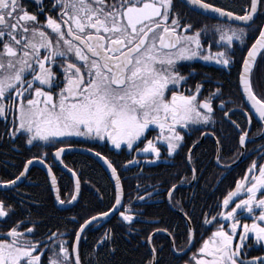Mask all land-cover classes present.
Returning <instances> with one entry per match:
<instances>
[{
  "label": "snow or ice",
  "instance_id": "obj_1",
  "mask_svg": "<svg viewBox=\"0 0 264 264\" xmlns=\"http://www.w3.org/2000/svg\"><path fill=\"white\" fill-rule=\"evenodd\" d=\"M197 61L226 72L229 90L206 91ZM257 136L264 0H0V264H123L118 235L143 249L128 264H264ZM125 149L122 164L111 158ZM70 152L105 169L95 204L81 205L90 182L65 162ZM245 156L255 158L221 188ZM162 157L180 163L167 178L146 176ZM37 164L55 224L21 191L39 186ZM133 166L134 197L124 177ZM150 202L166 215L151 217Z\"/></svg>",
  "mask_w": 264,
  "mask_h": 264
},
{
  "label": "flooded vegetation",
  "instance_id": "obj_2",
  "mask_svg": "<svg viewBox=\"0 0 264 264\" xmlns=\"http://www.w3.org/2000/svg\"><path fill=\"white\" fill-rule=\"evenodd\" d=\"M195 19H200V18L196 17ZM194 66H195V73H196L195 79L199 80V79H202L204 77H210L211 78L210 80H208L205 83V90L206 91L210 90L217 83H219L221 81L225 82L226 91L229 90L231 83H232V78L229 77L226 72L220 71L218 69V66H216L214 64H205L204 62H199V61L194 62ZM188 70H190V69L189 68L184 69V71H188ZM259 75H260V73L258 72L257 76H259ZM256 133H257V127L254 125L253 129H252V134L256 135ZM261 144H264V139H260L257 136L255 144L249 145V147L254 148V147H258ZM205 146L210 147L208 142H205ZM202 150L203 149H197L196 150L197 155H200ZM113 151H115V150H113ZM3 158H8V157L0 155V160ZM111 158L113 160H115L118 164H122L126 159H128L130 157L127 154V149H125L123 153L117 154V155H112ZM251 158H255V157L245 156L243 159H241L237 164H235L232 167L231 172L225 173L224 174L225 179L223 180V183L220 184V187L223 188L228 183H230L234 177H238L240 174H242L243 170L250 163ZM17 159H19V157H17ZM203 159H204V163L207 164L208 157L205 156ZM83 161L85 162L86 165L94 166L98 172H101L105 176L107 183H108V176L106 175L103 168L100 166V164L95 159H93V158L89 159L87 156L80 155L79 153H66V155H65V162L69 166L75 167L78 171L83 172V167H82L83 164H81V163H83ZM142 163H143V161H142ZM179 163H180V157H176L175 159H167V160H165L162 157V159L154 165H144V170H145L144 174L146 176H153V177H157V178H167V174L169 172H172L175 170L172 167L173 164L178 165ZM37 171H39L44 176V172L39 167L34 166L32 169V176H33V179H35L36 181H37V178L39 177V176H37V174H38ZM138 171H139V169L136 168L135 166H133L131 171L124 173L126 194H128L129 196H132V197L135 196V191L133 189H134V185L136 184V180L133 177H134V174ZM215 171L216 170L209 167L208 171L205 172V177L207 178L209 176V173H212ZM217 175H219V173H217ZM63 178H66L68 180L66 175H64ZM82 179L88 181V178L85 177L84 174L82 176ZM89 182H90V185L84 186V194L90 193L88 196L93 199V204H95V198L93 195V188L91 186L92 185L99 186V185L93 181H89ZM60 183H62V182L60 181ZM201 183H203V181H201ZM37 184H38V182H37ZM215 184H216V181L213 180V190H214ZM23 187L24 186L21 187V191L24 190ZM99 187L102 190L104 189L101 186H99ZM108 187H109V183L107 184L106 188H108ZM150 203H152V202H150ZM35 205H37V204L33 203V205H32L33 208L35 210L39 211L40 207L39 206L36 207ZM153 206H155L158 209L157 210L158 216L159 215H166L162 204L157 206V205H155V203H152L151 207H153ZM51 218H52L51 221L53 220V223H57V221L60 219V216H56V217L52 216ZM51 221H50V223H51ZM95 235H97V233H95V232H93L91 235H89L88 242L83 245L85 250H87L88 246L90 245V243H91V241ZM120 243L125 244L129 250L134 251V254H136L137 258L139 259L140 254L143 252V249H140V250L135 249V244H136L135 240H132L131 242H129L128 238L118 235L117 244H120Z\"/></svg>",
  "mask_w": 264,
  "mask_h": 264
},
{
  "label": "trees",
  "instance_id": "obj_3",
  "mask_svg": "<svg viewBox=\"0 0 264 264\" xmlns=\"http://www.w3.org/2000/svg\"><path fill=\"white\" fill-rule=\"evenodd\" d=\"M213 2L218 3V4H227V3H229V0H213ZM0 151L6 152L7 146H5L3 149H0ZM7 159H9V158H3L0 161L7 160ZM17 161H19V159H17ZM81 164H83V166H82L83 167V174L85 175V177L88 178V181H93L96 184H98L99 186L103 187L104 188L103 190L105 191V193H107L108 188H106V186L108 183H107L105 176L101 172H98L94 166H88L85 164L84 161ZM2 167H3V165L0 164V169H2ZM37 173H38L37 176H39L37 178V182H38L39 186H37V187H23L24 188L23 191H27L33 196V200L35 201L34 204H37L35 206L40 207L39 212H41L45 216L56 217L58 215L53 211L51 202L46 200L47 192L45 191L44 184H43L44 176L39 171H37ZM61 182H62L61 183L62 187L66 186L68 184V180L66 178L61 179ZM89 194L90 193H85V194L83 193V197L81 199V205L85 201H91L93 204V199L88 196ZM106 201H107V196H106ZM100 206L104 207V205H100ZM157 210L158 209L155 206L149 207L147 209L149 215L153 218L158 216ZM51 223L55 224V223H53V220L51 221ZM118 248H119V251L117 252V255L115 258L116 260L122 261L123 264H128L129 261L138 260L137 255L134 254V251L129 250L125 244H123V243L118 244Z\"/></svg>",
  "mask_w": 264,
  "mask_h": 264
},
{
  "label": "water",
  "instance_id": "obj_4",
  "mask_svg": "<svg viewBox=\"0 0 264 264\" xmlns=\"http://www.w3.org/2000/svg\"><path fill=\"white\" fill-rule=\"evenodd\" d=\"M70 153H71V152H70ZM93 159H95V158H93ZM98 163H99V162H98ZM35 166L39 167V168L42 170V166H40V165H38V164H37V165H35ZM102 168H103V167H102ZM103 170L105 171V169H104V168H103ZM42 171H43V170H42ZM65 175H66V176L68 175V177H69V175H70V174H65Z\"/></svg>",
  "mask_w": 264,
  "mask_h": 264
},
{
  "label": "bare ground",
  "instance_id": "obj_5",
  "mask_svg": "<svg viewBox=\"0 0 264 264\" xmlns=\"http://www.w3.org/2000/svg\"><path fill=\"white\" fill-rule=\"evenodd\" d=\"M67 178H69L68 175H67Z\"/></svg>",
  "mask_w": 264,
  "mask_h": 264
}]
</instances>
